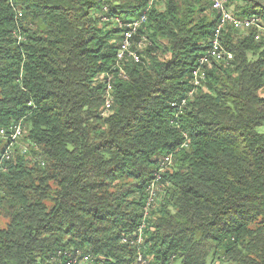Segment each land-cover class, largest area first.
I'll use <instances>...</instances> for the list:
<instances>
[{
    "label": "trees",
    "instance_id": "1",
    "mask_svg": "<svg viewBox=\"0 0 264 264\" xmlns=\"http://www.w3.org/2000/svg\"><path fill=\"white\" fill-rule=\"evenodd\" d=\"M259 18L264 0H226ZM147 21L140 63L126 61L102 116L121 22ZM218 16L210 0H0V128L20 123L0 166V264H49L77 247L100 264H135L120 242L143 218L154 264H264V35L230 27L232 53L214 63L179 112ZM7 142L0 138V156ZM35 145V147H33Z\"/></svg>",
    "mask_w": 264,
    "mask_h": 264
},
{
    "label": "built area",
    "instance_id": "2",
    "mask_svg": "<svg viewBox=\"0 0 264 264\" xmlns=\"http://www.w3.org/2000/svg\"><path fill=\"white\" fill-rule=\"evenodd\" d=\"M147 9L136 19L129 22H121L117 20L119 27L123 29L122 39L119 42L116 52L114 63L111 69L102 75L104 84V103L102 108V116H107L113 103V82L116 78H126L125 65L126 61L132 63H140V50L144 46L145 39L141 36L138 40H135V36L139 30L147 21ZM211 9L215 12H219V24L215 27V34H212L211 40L207 51L203 56L198 59L197 66L191 71L190 84L191 89L185 95L184 98L179 101L171 103V107L176 108L179 112L182 111L188 100L192 99L197 89L203 87L207 80V71L214 63H223L227 65L232 59L231 52L224 47H216L217 36H222V32L225 28H232L237 31H246L254 28L256 33L254 38L259 39L261 35H264V26L261 25L259 18H241L237 17L227 6L226 0H212ZM23 127L20 123L11 124L7 129L0 128V138L4 139L7 144L0 156V166L4 162H8L12 158L13 149L16 145L21 149V153L27 152V147L24 144H20L23 138ZM35 147V145L33 146ZM171 155L165 156L155 173L154 179L150 181L146 188V202L143 207V218L138 228L128 235H123L120 242L129 245L136 251L135 264H154L152 258L143 254L144 250V228L146 227L145 220L148 217L149 210L155 205L160 192L159 180L163 172H165L171 165ZM49 264H100L90 254L85 253L77 247H62L54 250L48 257Z\"/></svg>",
    "mask_w": 264,
    "mask_h": 264
},
{
    "label": "bare ground",
    "instance_id": "3",
    "mask_svg": "<svg viewBox=\"0 0 264 264\" xmlns=\"http://www.w3.org/2000/svg\"><path fill=\"white\" fill-rule=\"evenodd\" d=\"M210 3H211V6H212V0H210ZM216 13H217V16H218V20H217V25H218L219 24V12H216ZM129 21H125V22H129ZM213 34H215V30H214ZM216 47H224L223 44H222V36H217Z\"/></svg>",
    "mask_w": 264,
    "mask_h": 264
},
{
    "label": "rangeland",
    "instance_id": "4",
    "mask_svg": "<svg viewBox=\"0 0 264 264\" xmlns=\"http://www.w3.org/2000/svg\"><path fill=\"white\" fill-rule=\"evenodd\" d=\"M257 131H258V132H261V133H264V125L258 127V128H257ZM16 146H17V145H16ZM16 146L14 147V149L16 148ZM14 149H13V150H14ZM4 224H5V221H4L2 218H0V226H4Z\"/></svg>",
    "mask_w": 264,
    "mask_h": 264
}]
</instances>
